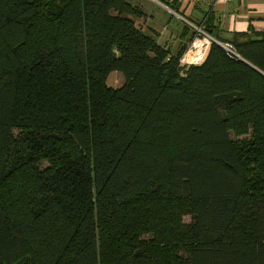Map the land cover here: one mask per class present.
<instances>
[{"label": "trees", "instance_id": "obj_1", "mask_svg": "<svg viewBox=\"0 0 264 264\" xmlns=\"http://www.w3.org/2000/svg\"><path fill=\"white\" fill-rule=\"evenodd\" d=\"M145 18L0 0V264H264V35L182 64Z\"/></svg>", "mask_w": 264, "mask_h": 264}, {"label": "crops", "instance_id": "obj_2", "mask_svg": "<svg viewBox=\"0 0 264 264\" xmlns=\"http://www.w3.org/2000/svg\"><path fill=\"white\" fill-rule=\"evenodd\" d=\"M154 1L172 15H177L180 20L182 16L197 22H201L207 18L215 35L223 40L222 43H229L236 33H245L252 38H259V35H264V0H257L256 2H251L250 0ZM136 2L134 4L141 7L146 13V18L139 19L138 23L158 43L170 48L174 54L181 48L189 46L194 34L189 35L185 30L184 33L182 32L179 36L175 37L174 33H169L164 27H161L163 24L157 21L156 15L148 11L141 1ZM237 2L239 5H242L241 9L244 7L240 11V14L233 11V5ZM169 5L173 6L176 10L172 9ZM183 22L186 23L184 20ZM185 28L187 29V26Z\"/></svg>", "mask_w": 264, "mask_h": 264}, {"label": "rangeland", "instance_id": "obj_3", "mask_svg": "<svg viewBox=\"0 0 264 264\" xmlns=\"http://www.w3.org/2000/svg\"><path fill=\"white\" fill-rule=\"evenodd\" d=\"M136 1H141L145 5L146 9H148V11H150V12H152V14L156 15L157 21L162 23L163 25H165V26L161 25V27H164V29H166L167 32H169V33H174L175 37L179 36L182 32L184 33L185 30H186V33L189 35H192V34L196 35V28L194 27V25L184 23L183 20L182 19L180 20L177 15H172L169 11H167L164 7L160 6V4H158L154 0H132V3L133 4L137 3ZM250 1L256 2L257 0H250ZM241 6L242 5H239L238 2L235 3L233 5L234 13L240 14V11L242 9H244V7H242V9H241L240 8ZM137 22H138V20H137ZM185 24L189 25L190 28L186 29ZM124 82H125V79H124L123 74L121 72H118V71L112 72L109 75L108 80H107L108 85L113 87V88L121 87L124 84ZM184 221L188 223L190 221V217L185 216Z\"/></svg>", "mask_w": 264, "mask_h": 264}, {"label": "built area", "instance_id": "obj_4", "mask_svg": "<svg viewBox=\"0 0 264 264\" xmlns=\"http://www.w3.org/2000/svg\"><path fill=\"white\" fill-rule=\"evenodd\" d=\"M182 19L186 23L194 25V27L196 28V37L194 36L195 38L192 40V43L188 46L187 50L180 58V62L182 64L202 63L206 58L211 43L213 41H216V38H214L209 32H207L202 25L199 26L196 23L192 22L193 20L191 21L184 16H182ZM222 46L231 55L238 56L230 43H222Z\"/></svg>", "mask_w": 264, "mask_h": 264}, {"label": "water", "instance_id": "obj_5", "mask_svg": "<svg viewBox=\"0 0 264 264\" xmlns=\"http://www.w3.org/2000/svg\"><path fill=\"white\" fill-rule=\"evenodd\" d=\"M216 42L219 43L220 45H222V42H220L219 40L216 39Z\"/></svg>", "mask_w": 264, "mask_h": 264}]
</instances>
